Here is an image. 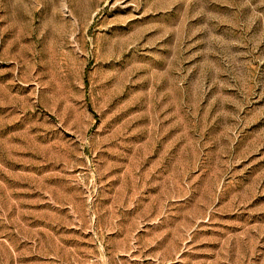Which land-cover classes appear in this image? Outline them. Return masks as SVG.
<instances>
[{"label":"rangeland","instance_id":"obj_1","mask_svg":"<svg viewBox=\"0 0 264 264\" xmlns=\"http://www.w3.org/2000/svg\"><path fill=\"white\" fill-rule=\"evenodd\" d=\"M0 264H264V0H0Z\"/></svg>","mask_w":264,"mask_h":264}]
</instances>
